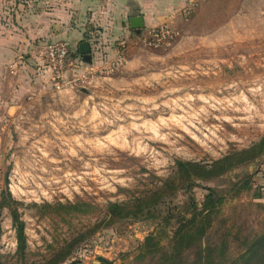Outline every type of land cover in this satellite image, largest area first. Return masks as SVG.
<instances>
[{
	"label": "rangeland",
	"instance_id": "obj_1",
	"mask_svg": "<svg viewBox=\"0 0 264 264\" xmlns=\"http://www.w3.org/2000/svg\"><path fill=\"white\" fill-rule=\"evenodd\" d=\"M197 7L172 46L150 49L134 38L118 67L82 66L60 90L40 52L24 54L33 63L21 74L8 67L0 81V264H48L69 251L61 264H166L176 223L150 216L191 209L177 163L210 166L264 140V1ZM206 188L225 202L200 246L236 259L264 233V155L201 181L199 206ZM137 199L149 216L111 224L110 203ZM13 214L24 224V256ZM152 234L161 239L155 254L143 249ZM198 253L185 251L184 262Z\"/></svg>",
	"mask_w": 264,
	"mask_h": 264
},
{
	"label": "crops",
	"instance_id": "obj_2",
	"mask_svg": "<svg viewBox=\"0 0 264 264\" xmlns=\"http://www.w3.org/2000/svg\"><path fill=\"white\" fill-rule=\"evenodd\" d=\"M188 2L189 0H0V81L8 73L10 65L18 64L16 74H21L29 63H33L32 57L29 58L25 53L40 52L45 59L49 43L68 41L75 54L82 42L90 43L91 33L95 30H99L100 35L94 45L90 43L92 64L83 63L81 55L73 58L78 62L80 60L82 66L107 68L117 56L122 43L138 39L130 29V18L143 16L145 27L168 22L179 29L180 23L188 22L184 20L187 19L186 14L181 11ZM197 10L198 7L194 13ZM22 59L25 61L22 62ZM37 61L42 64L43 57L37 58Z\"/></svg>",
	"mask_w": 264,
	"mask_h": 264
},
{
	"label": "trees",
	"instance_id": "obj_3",
	"mask_svg": "<svg viewBox=\"0 0 264 264\" xmlns=\"http://www.w3.org/2000/svg\"><path fill=\"white\" fill-rule=\"evenodd\" d=\"M71 54L74 58L80 56L79 51L73 54L71 50ZM261 155H264V140L248 150L233 153L215 161L210 166L182 161L177 163V179L185 194L190 196L191 209L182 211L177 215H166L159 219L150 216V218H155L154 220H161L162 224L176 223V228L173 231L174 246L171 257H166V264H187L183 260V254L193 248H198L199 253L191 264H264V233L248 240L245 244V251L233 260L227 259L223 254V250V253L216 255L215 249L208 247L203 249L200 244L211 229L214 218L220 213L225 197L212 188H206L208 194L201 206L193 197V189L200 186L201 181H210L218 176H223L239 166L254 161ZM175 185L177 188H181L177 185V181L173 183V187ZM143 202V200L137 199L135 203H110L108 205V215L111 224L122 220H138L143 218L141 216H149L148 213L145 215V212L151 209L147 207L148 205L144 207ZM13 221L17 231L18 251L24 256L27 248L24 224L16 214H13ZM160 240L157 234L148 236L143 249L149 254L161 251ZM76 244L72 243V249L75 248ZM69 255L70 251L66 254H58L57 259L55 261L51 260L48 264H61Z\"/></svg>",
	"mask_w": 264,
	"mask_h": 264
},
{
	"label": "built area",
	"instance_id": "obj_4",
	"mask_svg": "<svg viewBox=\"0 0 264 264\" xmlns=\"http://www.w3.org/2000/svg\"><path fill=\"white\" fill-rule=\"evenodd\" d=\"M212 0H189L187 6L183 9L186 15H190L192 10L203 3ZM100 35L99 30H95L91 33V45L97 42V38ZM180 37V32L171 23H164L155 27H145L138 41L145 47L150 49H165L172 46ZM117 56L109 64V66L118 67L122 60L125 58L124 54V43L120 45ZM46 62L47 66L52 74L53 82L57 90L71 86L73 83L68 78L70 72H77L82 67V62L76 61L71 54V46L68 41H57L49 43L46 46ZM84 63V62H83ZM12 72H15L17 65L13 64L10 66Z\"/></svg>",
	"mask_w": 264,
	"mask_h": 264
},
{
	"label": "water",
	"instance_id": "obj_5",
	"mask_svg": "<svg viewBox=\"0 0 264 264\" xmlns=\"http://www.w3.org/2000/svg\"><path fill=\"white\" fill-rule=\"evenodd\" d=\"M129 23L130 29L134 31L139 38L143 30L145 29V22L143 16L132 17L130 18ZM79 53L82 57V61L85 64H92L91 46L89 42H82L79 45Z\"/></svg>",
	"mask_w": 264,
	"mask_h": 264
}]
</instances>
